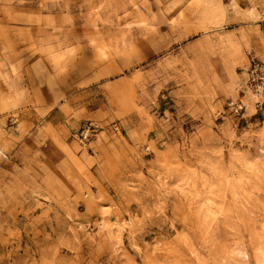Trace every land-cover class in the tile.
<instances>
[{
	"label": "rangeland",
	"instance_id": "374dc122",
	"mask_svg": "<svg viewBox=\"0 0 264 264\" xmlns=\"http://www.w3.org/2000/svg\"><path fill=\"white\" fill-rule=\"evenodd\" d=\"M246 51L264 0H0V264H264Z\"/></svg>",
	"mask_w": 264,
	"mask_h": 264
},
{
	"label": "built area",
	"instance_id": "2783aa9c",
	"mask_svg": "<svg viewBox=\"0 0 264 264\" xmlns=\"http://www.w3.org/2000/svg\"><path fill=\"white\" fill-rule=\"evenodd\" d=\"M245 56L247 59L245 77L238 86L237 97L229 98L224 109L218 112V115L224 118L244 119L249 108L254 111V115L260 114L264 117V61L251 51H246ZM98 130L96 124H84L74 138L81 146H85ZM112 130L115 131L117 128L113 127Z\"/></svg>",
	"mask_w": 264,
	"mask_h": 264
}]
</instances>
